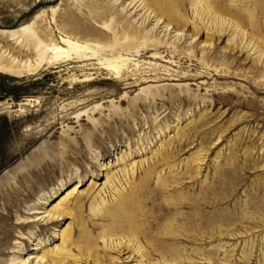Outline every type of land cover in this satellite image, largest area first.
<instances>
[{
	"label": "rangeland",
	"instance_id": "rangeland-1",
	"mask_svg": "<svg viewBox=\"0 0 264 264\" xmlns=\"http://www.w3.org/2000/svg\"><path fill=\"white\" fill-rule=\"evenodd\" d=\"M127 194L151 263L264 264V0H0V264H110Z\"/></svg>",
	"mask_w": 264,
	"mask_h": 264
},
{
	"label": "bare ground",
	"instance_id": "bare-ground-1",
	"mask_svg": "<svg viewBox=\"0 0 264 264\" xmlns=\"http://www.w3.org/2000/svg\"><path fill=\"white\" fill-rule=\"evenodd\" d=\"M55 51H56V54H58V53L62 54L64 52V51H62L59 48L55 49ZM13 65H14V63L11 62V65H9V66H13ZM37 66H35V67H37ZM35 67H31V66L28 65V66H23L22 68L24 69V72H29V71H33V69ZM128 156H129V154H128ZM130 172L133 173V168L130 169ZM104 186H105V184L103 185V188H105ZM112 189H113V187H112ZM75 190H76V188H74L73 191H75ZM73 191H71V192H73ZM101 191H102V189L100 190V192ZM115 191H117V190H115ZM100 192H99L98 196L100 195ZM129 195H131V194H129ZM129 195H128V197H125V196L122 195L121 198L119 199L121 205H124V207H127L126 208L127 210H123L122 213H120V214L117 213L118 211H116V212L114 211V213L112 211L111 214H108L109 217L112 218L111 219L112 222H114V223L117 222L118 225H119V227L117 226L118 229H117V227L113 228L112 232L120 234L123 238L125 237L124 238V240H125L124 243L116 244V249H115L116 255L114 254L116 257L114 256L113 258H111V263L110 264H125V263H132V262H135L136 264H144V262L145 263L147 262L148 264H154V262L151 263L150 258L145 254V252L142 251L141 247L139 246L138 240H137V236H136L138 234V233L136 234L137 231L136 232L135 231L132 232V230H130V229L128 231H126V229H125L126 228L125 225L127 223H129L130 219H132L134 217V215L138 212L137 210H135L133 208L132 209H130V207L128 208V206H129L128 204L132 200V198H131L132 196H129ZM46 202L47 201H44V207L49 206ZM116 202H118V201H116ZM101 203H105V202H101ZM140 203H142V201ZM64 205L62 204V200H61L56 205H54L51 208V210H49L48 212L44 213V215L41 217V220L43 219V221H45L46 223L50 224V223H54L56 220H59L60 218H63L66 215L69 216L71 211H69L68 208L65 207ZM116 205H118V204H116ZM125 205H127V206H125ZM136 207H137V205H136ZM110 209H112V208L110 207ZM140 212H142V210ZM116 213H117V215H116ZM142 213H139V214L142 215ZM143 216H144V214H143ZM201 221L203 223V219H201ZM111 224H113V223H111ZM80 225H82V224H80ZM170 232L171 231L167 230L168 234ZM72 233L73 232L71 231V225H67L66 228L64 230H62L59 233V235H58L60 244L57 247H54L52 250H50L48 255H45L44 253H42L41 256L35 257V260H31V258L28 257L25 261H21L20 263H22V264H26V263H29V264H47V262L50 261L48 264H54L56 262L58 264H64V263H66L65 261H67V262H69V264H82V262H80L77 258H74L69 252V250H70L69 243L71 241V234ZM170 234H172V233H170ZM36 243L37 244L35 246L41 245L40 242H39V239L36 241ZM70 247H71V245H70ZM34 251H37V250H34ZM176 256L178 257L177 253H176V255H172L171 258H174ZM49 258H51V260ZM52 258H54L56 261H53ZM159 259H163L162 260L163 262L161 263L160 262L161 260H160L159 262L157 261V263L155 262V264H166V261L164 260V257L162 255H160ZM175 259L176 258H174L172 261H175Z\"/></svg>",
	"mask_w": 264,
	"mask_h": 264
}]
</instances>
